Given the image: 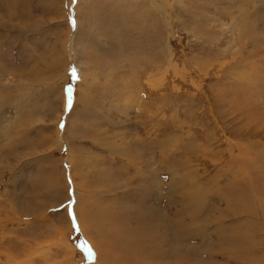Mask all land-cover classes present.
I'll return each instance as SVG.
<instances>
[{
	"label": "rangeland",
	"instance_id": "1",
	"mask_svg": "<svg viewBox=\"0 0 264 264\" xmlns=\"http://www.w3.org/2000/svg\"><path fill=\"white\" fill-rule=\"evenodd\" d=\"M263 202L264 0H0V264H264Z\"/></svg>",
	"mask_w": 264,
	"mask_h": 264
},
{
	"label": "bare ground",
	"instance_id": "2",
	"mask_svg": "<svg viewBox=\"0 0 264 264\" xmlns=\"http://www.w3.org/2000/svg\"><path fill=\"white\" fill-rule=\"evenodd\" d=\"M153 1V0H152ZM90 2V1H89ZM111 2V1H110ZM93 3V2H92ZM108 3V2H107ZM115 3V2H114ZM111 5H113V4H111ZM255 5V4H254ZM156 6H159V5H156ZM261 7V6H260ZM259 7V8H260ZM163 8H161V10H162ZM163 11H164V9H163ZM82 35V34H81ZM74 46V45H73ZM72 49V48H71ZM61 135H60V133L58 134V136H57V142H59V144H60V146L62 145V143H61V137H60ZM58 145V144H57ZM3 168V167H2ZM64 175V174H63ZM65 176V175H64ZM257 176V175H256ZM193 191V190H192ZM193 198V197H192ZM191 198V199H192ZM264 203V202H263ZM263 205V204H262ZM261 209H263L264 210V205L262 206V208ZM263 212V211H262ZM190 215H191V213H190ZM193 215V214H192ZM130 253V252H129ZM128 255V254H127Z\"/></svg>",
	"mask_w": 264,
	"mask_h": 264
},
{
	"label": "snow or ice",
	"instance_id": "3",
	"mask_svg": "<svg viewBox=\"0 0 264 264\" xmlns=\"http://www.w3.org/2000/svg\"><path fill=\"white\" fill-rule=\"evenodd\" d=\"M72 77H73V78H76L75 71H73V72H72ZM69 215L71 216V215H72V213H71V212H69Z\"/></svg>",
	"mask_w": 264,
	"mask_h": 264
}]
</instances>
